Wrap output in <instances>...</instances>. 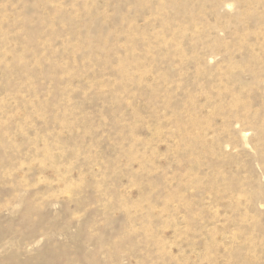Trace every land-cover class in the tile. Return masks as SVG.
Returning a JSON list of instances; mask_svg holds the SVG:
<instances>
[{
    "label": "rangeland",
    "instance_id": "rangeland-1",
    "mask_svg": "<svg viewBox=\"0 0 264 264\" xmlns=\"http://www.w3.org/2000/svg\"><path fill=\"white\" fill-rule=\"evenodd\" d=\"M0 264H264V0H0Z\"/></svg>",
    "mask_w": 264,
    "mask_h": 264
}]
</instances>
